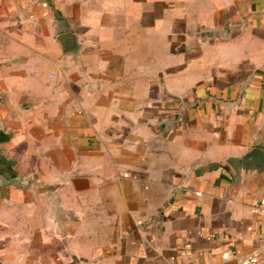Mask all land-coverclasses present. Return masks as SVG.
Instances as JSON below:
<instances>
[{"label":"crops","instance_id":"crops-1","mask_svg":"<svg viewBox=\"0 0 264 264\" xmlns=\"http://www.w3.org/2000/svg\"><path fill=\"white\" fill-rule=\"evenodd\" d=\"M253 254L264 0H0V264Z\"/></svg>","mask_w":264,"mask_h":264},{"label":"built area","instance_id":"built-area-1","mask_svg":"<svg viewBox=\"0 0 264 264\" xmlns=\"http://www.w3.org/2000/svg\"><path fill=\"white\" fill-rule=\"evenodd\" d=\"M260 259L264 262V254H253L252 256L248 258L247 263L255 264Z\"/></svg>","mask_w":264,"mask_h":264},{"label":"water","instance_id":"water-1","mask_svg":"<svg viewBox=\"0 0 264 264\" xmlns=\"http://www.w3.org/2000/svg\"><path fill=\"white\" fill-rule=\"evenodd\" d=\"M67 40H69L70 38H66Z\"/></svg>","mask_w":264,"mask_h":264}]
</instances>
